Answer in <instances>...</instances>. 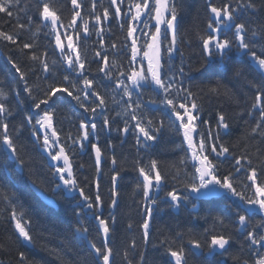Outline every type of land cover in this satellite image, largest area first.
<instances>
[{
  "label": "trees",
  "instance_id": "1",
  "mask_svg": "<svg viewBox=\"0 0 264 264\" xmlns=\"http://www.w3.org/2000/svg\"><path fill=\"white\" fill-rule=\"evenodd\" d=\"M47 2L65 24V28L58 25V31L66 50V31L73 36L74 42L76 41L75 32L67 28L74 11L81 12L82 19H77V25L87 21L91 30L87 36L81 31L79 47L86 57V68L89 69L86 74L89 79H93L94 87L107 100L104 114L98 109L92 121L97 125V134L90 135L89 139L84 141L83 148L72 144V140L68 139L69 136L75 139L81 135L80 122L86 121L89 113L80 108L66 93H58L53 97L55 102L50 101L51 107L48 110L54 112V127L60 134L61 142L69 146L67 154L78 185L84 189L85 195L94 200L98 180L103 201L100 211L104 218H115V223L110 224L112 232L109 239V246L113 249V264H128V261H131V264H174L170 259L169 248H183L187 264H243L245 260L248 264H254L258 258L257 253H264V248L250 246V242L245 239L246 234L239 233L236 205L222 196L197 199L185 189L184 184L194 173L191 153L182 132L177 131L178 122L171 115L170 109L159 103L163 94L155 89L154 85L140 89L142 96L139 98L143 107L137 111L143 115L145 125L150 119L153 121L152 127L158 128L159 131L155 132L154 141L145 142L141 137V143H137L135 121L124 115L127 97H123L122 89L115 87V80L119 78L131 88L126 76H120L119 73L129 72L133 67L139 70L141 67L139 64L130 63L131 39L127 38L126 23L128 18L122 17L118 21L110 15L108 21H103L105 8H108L110 13L115 11V6L110 4V0H95V10L93 0H78L81 4L79 9H75L71 0ZM129 2L130 0H124L122 13L129 10ZM210 2L217 7L227 3L238 9L234 14L235 22L247 26L249 38L251 31H256L257 36L252 40L254 50L258 55L264 56V0H251L256 6L255 9L241 7L250 0H171L177 10L176 45L173 46L174 51L169 54L167 49L170 37L162 25L160 63L165 82L174 78L173 83L177 88L188 89L194 94L199 105V111L195 113L199 116L196 122L198 132L206 133L209 128L218 131L220 141L234 154L227 160L221 158L220 175H226L234 171V158L239 156H248L253 166H264V124L256 133L251 132L259 119V110H252L257 91L252 84L264 85V75L252 59L241 51L233 49L224 60L219 56L209 57L204 51L201 37L212 34L211 29L207 27L212 19ZM39 7L38 0H18V6L11 9V17L0 13V31L18 34L17 45L20 47L0 39V89L7 93V99L3 102L12 113L4 122L9 124V134L17 145L20 158L25 161L21 171L17 164L9 159L8 153L0 143V264H101L89 243L95 242L98 246L103 244L99 223L92 213L83 207L84 201L78 191L69 193L54 173L53 165L63 166V161L54 162L43 151V133L38 131L39 140L32 135L26 117L33 115L34 124V113L39 110L32 108L33 100L23 91L24 83L9 63L11 57L26 73L27 82L36 96H42L41 90L46 89L49 84L68 86L63 80L65 75H69L70 80H75L83 87L75 74L66 70L67 64L60 58L50 26L41 24ZM97 14L102 17L100 26L95 24L94 16ZM166 16L170 18V14L167 13ZM121 23H124L123 29L120 27ZM19 25L24 27L20 28ZM97 27L104 29L99 35L96 33ZM143 27L141 24L140 28ZM154 30V27L144 29L145 32ZM234 33L233 27L231 30H225L221 38L234 41ZM136 35L141 38L139 46L144 37L139 31ZM101 39L103 44L100 43ZM23 43L33 44V48L22 50ZM113 44L116 47H113ZM33 52L38 56L47 53L46 59L50 67L55 62L53 71L43 73L39 62L29 59ZM96 52H100L101 57L106 55L110 65L115 61V67L111 68L112 80L99 72L103 60L95 55ZM142 66L147 69L146 59L143 60ZM237 69L241 72L239 76L235 74ZM213 88H216L217 92H212ZM132 91L135 100L138 98L136 90ZM175 95L176 88L172 91V96ZM184 95L182 93L180 98L183 99ZM89 100L95 101V98L90 97ZM152 100L157 103L151 104ZM85 103L89 107L93 106L88 101ZM261 103L264 104V96ZM219 114L225 115L229 129L217 128ZM104 115L109 118V128L103 126ZM126 120L129 121L130 128L128 133H123L120 130L124 128ZM202 121H207L208 124ZM2 131L0 128V132ZM194 139L198 142L196 134ZM92 143H96L102 151L99 173L96 169L95 152L91 148ZM57 150L58 148L53 151ZM113 158L116 160L115 165L112 163ZM153 160L157 162L164 180L158 198L150 205L143 195V181L139 169L143 167L146 171L149 170ZM116 173H119L115 184L117 204L111 207L112 176ZM237 175L239 179H244L243 173ZM33 181L45 195L53 199L54 204L44 201L41 193L33 186ZM173 189L182 196L188 195L189 200L181 201L179 207L173 206L170 197H167V193ZM149 206L152 211L149 234L145 240L142 225L148 218L146 208ZM13 211L18 216L22 215V223L33 238L31 243L19 236L15 221L11 219ZM221 220L223 223H220ZM261 222L259 214L251 217V223ZM77 228L88 230L87 239L76 231ZM221 233L232 236L230 245L226 246V250L217 249L210 254L207 245L211 236ZM191 241L201 244L198 253L191 249ZM20 253L24 254L23 260Z\"/></svg>",
  "mask_w": 264,
  "mask_h": 264
},
{
  "label": "snow or ice",
  "instance_id": "2",
  "mask_svg": "<svg viewBox=\"0 0 264 264\" xmlns=\"http://www.w3.org/2000/svg\"><path fill=\"white\" fill-rule=\"evenodd\" d=\"M40 5L38 14L41 24L45 27L50 26V32L54 34L55 45L59 50L60 58L67 64V71L74 73L77 80L82 82L80 87L75 80H70L69 75H65L63 80L68 86L49 84L46 89L41 90L42 96L33 95V88L30 86L26 79V73L21 67L9 57V63L11 67L19 74V79L24 83L23 91L26 92L33 100L32 108L39 110L34 113L35 123L33 124V115L26 117L27 124L31 126L32 135L38 140V131L43 133L42 136V148L43 151L51 158L52 161H63V166L54 164V173L58 175L59 181L62 182L64 187L69 191H78L79 195L83 198L85 207L89 210L95 219L99 223V230L103 236V244L98 246L95 242H89L90 247L94 250V253L99 257L101 264H113L111 258L113 256V249L109 246V239L112 232L110 224L115 223V218H104L102 211L103 201L100 194L99 181H96V195L94 200L85 195L84 189L78 185L72 169V163L69 155L67 154V147L65 143L61 142V137L58 130L54 127V112L48 110L51 105L50 101L54 103L53 97H56L58 93H66L68 97H71L77 102L80 108L84 109L89 116L85 120L80 122L79 128L82 130L81 135H78L75 139L71 136L68 137L72 140V144H78L80 148H83L84 141L89 139L90 135L97 134V125L92 122L95 118L97 110L104 114L107 107V100L104 95L94 87L93 79H89L86 72L89 69L86 68V57L82 54L79 47V38L81 31L85 36L90 34V28L87 21H84L82 25H77V19L81 18V12L76 10L73 12L70 21L67 24V28H70L75 32L76 41L74 42L73 36L67 31L64 36L67 40V50L65 44L62 42L61 33L57 30V25L60 28H65V24L61 20L56 10L50 6L47 0H38ZM75 9H79L81 4L78 0H71ZM124 0H110V4L115 6L113 13L109 12L108 8L103 11V21H108L110 15L116 18L118 21L124 18L127 23V38L131 39L130 44V63L139 64L141 67L137 70L133 67L129 72L121 71L120 76H126L127 80L131 83V88L124 82L123 79L116 78L115 87L122 89L123 97H127L126 107L124 108V115L128 116L131 121H135L134 128L137 135V143H141V137L143 141H154L156 139L155 132L159 131L158 128L152 127L153 121L148 120L147 125L144 124L143 115L137 111L143 107L142 101L139 97L142 96L140 89H143L149 85H154L155 89L159 90L163 94V99L159 102L165 107L170 109L171 115L175 117L177 124V131L182 132L183 139L188 146V150L191 153L190 159L193 162L192 167L194 173L190 179L184 184L185 189L190 193H195L196 198L201 197H224L236 205L237 208V225L238 231L241 234H246L245 239L250 242V246H259L264 248V166H253L252 160L248 156H239L234 158V171L228 172L226 175H220V163L221 158L227 160L234 154L230 151V148L220 141V135L218 131H214L209 128L207 132L199 131L197 121L199 116L196 115L199 111V105L194 98V94L188 89H180L173 83L174 78L165 79L162 77V66L160 63V38H161V26L165 25V32L171 31L172 39L168 47V53L171 54L174 51V45L176 43V31L175 21L177 19V10L174 3L171 0H130L129 10L122 13V5ZM18 6V0H0V13H5L11 17L13 7ZM95 0H93V10H95ZM249 9H255L253 2L241 5ZM134 10V11H133ZM238 9L232 8L229 4H224L222 7H217L211 2L209 3V11L212 14V19L209 20L207 27L211 29V33L207 36H202L203 49L209 57L219 56L221 60H224L230 51L236 49L248 55L252 61L257 65L261 74L264 75V56L258 55L254 50L255 45L252 40L257 36L256 31H251V38H249V30L244 23L235 22V12ZM166 13L170 14L166 16ZM142 17H146L142 19ZM82 19V18H81ZM96 26L102 24L101 15L94 16ZM155 20L154 32H145L144 29H151L150 21ZM135 22V23H133ZM143 24V28L140 25ZM23 28L24 25H19ZM120 27L124 28V23L120 24ZM235 28L234 41L228 38H221V34L225 30H231ZM104 31L103 27H97L96 33L99 35ZM143 34L144 40L139 44L140 36L136 35L137 32ZM0 39L6 40L13 45H17L18 34H11L0 31ZM103 44V39L100 41ZM20 47L19 45H17ZM116 47L115 44L112 45ZM33 44L23 43V49H32ZM143 49V51H142ZM142 53V54H141ZM97 57H101L100 52H96ZM47 53L42 56H38L35 52L31 53L29 59L32 61H38L42 67L43 73L47 74L53 71V66L50 67L47 62ZM103 60V66L99 68V72L104 73V76L109 80L113 79L111 68L115 67V61L109 64L108 57L106 55L101 57ZM139 58V59H138ZM147 60V69L142 66L143 60ZM183 69H181V72ZM237 76L241 75L240 70H236ZM252 87L256 88L255 102L252 105V110H259V119L256 122L255 127L251 129L252 133H256L258 129L262 128L264 124V104L261 103L262 96H264V85L252 84ZM176 88V95L172 96L173 89ZM136 90L137 99H133V91ZM212 92H217L216 88L211 89ZM75 93V94H74ZM184 93L183 99L181 94ZM95 98V101H90L89 98ZM7 99V93L0 89V143L5 148V151L9 153V159L14 161L17 166L23 170L25 161L20 158L18 154L17 145L14 143L13 137L9 134V124L4 122L9 116L12 115L11 111L6 107L3 100ZM86 101L93 106L86 105ZM115 102V98L113 97ZM155 105V100L150 101ZM42 106H44L42 108ZM182 110V111H181ZM251 114V110L250 113ZM204 124H208L207 121H202ZM38 126V128H37ZM104 128H109L110 122L107 115H104L103 119ZM230 125L226 120L224 114L218 115L217 128L229 129ZM130 128L129 121H125L124 128L120 131L128 133ZM194 134L199 138L198 142L194 139ZM58 148L57 151H53ZM91 148L95 152V163L97 173L100 171V164L102 159L101 148L92 143ZM212 156V158H210ZM113 165L116 164L115 158L112 159ZM140 175L143 177V195L149 204H154L155 199L152 198L153 189L157 191L160 189L164 177L158 168V164L155 160L151 162L149 170L141 167L139 169ZM243 173L244 179H239L237 174ZM119 173L112 176L113 189L111 207H115L117 201L115 197L117 192L115 190V184ZM33 186L37 188V191L44 195V192L33 181ZM60 185L58 184L57 187ZM167 197H170V201L173 206L179 207L180 202H187L189 200L188 195H180L175 189L167 193ZM151 207L146 208L147 219L144 220L142 228L144 229V238L147 240L149 234V219L151 217ZM245 213V214H241ZM259 214L262 218V222L259 224L251 223V217ZM79 215V213H77ZM11 219L15 221V228L25 241L31 243L32 236L29 230L26 229L25 224L22 223V215L18 216L15 211L11 214ZM220 223H223L221 220ZM131 227V225H129ZM259 229V231H257ZM77 232H80L87 239V229L77 228ZM232 236L221 234H214L210 238L208 243V252L214 253L217 249L226 250V246L230 245ZM195 248L200 249L202 246L197 241H191ZM171 257L174 258L175 264H187L184 257L183 248L178 250H171L169 248ZM258 258L254 264H264V253H257ZM21 260L24 259V254L20 253ZM125 259H127V253H125ZM142 260V257H141ZM131 264V261H128ZM243 264H248V261H244Z\"/></svg>",
  "mask_w": 264,
  "mask_h": 264
},
{
  "label": "water",
  "instance_id": "3",
  "mask_svg": "<svg viewBox=\"0 0 264 264\" xmlns=\"http://www.w3.org/2000/svg\"><path fill=\"white\" fill-rule=\"evenodd\" d=\"M175 26H176V21H175ZM168 33H169V35H170V38L172 39V34H171V31H167ZM142 180H143V177H142ZM157 191H155V196L157 197ZM45 199L48 201V202H50V203H53V201L50 199V198H47V197H45ZM192 248L195 250V251H198V249L197 248H195V246L193 245L192 246ZM171 259H172V261L174 262V264H175V260H174V258L173 257H171Z\"/></svg>",
  "mask_w": 264,
  "mask_h": 264
},
{
  "label": "rangeland",
  "instance_id": "4",
  "mask_svg": "<svg viewBox=\"0 0 264 264\" xmlns=\"http://www.w3.org/2000/svg\"><path fill=\"white\" fill-rule=\"evenodd\" d=\"M151 22H152L151 25H152V24H155V20H151Z\"/></svg>",
  "mask_w": 264,
  "mask_h": 264
}]
</instances>
